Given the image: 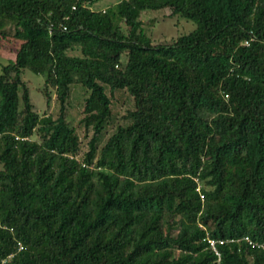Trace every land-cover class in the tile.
Instances as JSON below:
<instances>
[{"label": "trees", "instance_id": "16d2710c", "mask_svg": "<svg viewBox=\"0 0 264 264\" xmlns=\"http://www.w3.org/2000/svg\"><path fill=\"white\" fill-rule=\"evenodd\" d=\"M99 1L0 0V264H264V0Z\"/></svg>", "mask_w": 264, "mask_h": 264}, {"label": "rangeland", "instance_id": "374dc122", "mask_svg": "<svg viewBox=\"0 0 264 264\" xmlns=\"http://www.w3.org/2000/svg\"><path fill=\"white\" fill-rule=\"evenodd\" d=\"M112 2H117V0H100L96 7L104 8L107 5L111 4ZM143 20L148 19H155L154 25L148 26L146 29L149 33V36L153 40H171L173 38H177L182 34H186L191 30L196 28V22L191 19H186L180 15H176L171 17L169 11L166 9H158V10H148L145 11L142 15ZM20 42L12 37L2 38L0 37V71L2 68V64L8 63L10 59H14L16 55L17 48L19 47ZM31 75V76H30ZM26 78H33L32 82V97L36 105L40 110L47 109L48 106L46 104L45 97L36 90L39 83L43 81V77H38L32 75L31 73L26 74ZM83 96H85L84 89L76 88L73 90L72 97H71V104L67 108L68 115L70 116L71 120L74 124L78 127L82 138L83 132L80 127L79 119L83 116ZM113 103L117 110H119L120 114L125 112L127 106H130L132 103L130 97L126 93L122 91H116L113 97ZM50 110H59V106L54 104L49 107ZM84 139V138H83ZM87 140L84 139V143ZM84 148L86 145L84 144ZM1 167V163H0Z\"/></svg>", "mask_w": 264, "mask_h": 264}, {"label": "built area", "instance_id": "2783aa9c", "mask_svg": "<svg viewBox=\"0 0 264 264\" xmlns=\"http://www.w3.org/2000/svg\"><path fill=\"white\" fill-rule=\"evenodd\" d=\"M246 240H249L250 238L249 237H246L245 238ZM250 241V240H249ZM216 240H214V239H211L210 240V244H211V246L213 247V248H215V245H216ZM221 243H223V241H220Z\"/></svg>", "mask_w": 264, "mask_h": 264}]
</instances>
